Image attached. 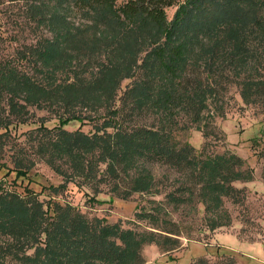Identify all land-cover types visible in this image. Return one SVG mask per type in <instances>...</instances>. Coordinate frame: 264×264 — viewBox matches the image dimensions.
Here are the masks:
<instances>
[{
  "label": "trees",
  "instance_id": "16d2710c",
  "mask_svg": "<svg viewBox=\"0 0 264 264\" xmlns=\"http://www.w3.org/2000/svg\"><path fill=\"white\" fill-rule=\"evenodd\" d=\"M23 9L32 40L8 50L15 37L0 28V166L21 178L40 160L60 179L43 184L42 197L0 181V264H141L146 243L162 252L180 245L166 203L199 204L208 230L228 224L223 201H243L245 187L233 181L250 180V168L233 151L197 150L172 130L216 132L229 81L244 103L264 107V0H24ZM151 162L177 174L161 190ZM69 184L95 202L101 191L109 200L162 198L133 212L145 222L138 228L87 215L68 199Z\"/></svg>",
  "mask_w": 264,
  "mask_h": 264
},
{
  "label": "rangeland",
  "instance_id": "374dc122",
  "mask_svg": "<svg viewBox=\"0 0 264 264\" xmlns=\"http://www.w3.org/2000/svg\"><path fill=\"white\" fill-rule=\"evenodd\" d=\"M23 3L24 0H0V28L5 34L15 37V40L4 42L8 50L20 42L32 40L33 37L32 24L25 16ZM170 10L171 8H168L166 13L169 14ZM71 15L75 20L78 19L76 12ZM260 74L264 77V52ZM218 101L222 105L223 114L213 118L216 132L204 138L193 124L186 128H174L172 132L176 139L187 140L197 150H229L241 156L245 165L250 168L252 176L250 180H235L233 184L245 187V197L242 202L224 199L223 205L230 215V221L213 230L206 229L200 216L199 204L196 211L194 206L189 204L175 207L166 203L165 217L178 221L181 230L180 245L168 252H162L154 243H146L142 247L144 261L141 264H176V261L186 264L185 261L191 255H204L202 260L192 261L191 264H264V164L260 155V150H264V107L255 103H244L231 81L221 90ZM34 113L45 114L39 109H35ZM48 118L45 123L50 125L54 119ZM33 125L34 123L29 122L16 126L8 139L9 142L22 141L23 136L19 133ZM65 125L74 127L77 122L71 120ZM81 127L87 129L88 124L83 123ZM8 145L2 150V160L10 153ZM147 166L156 180L157 189L160 190L177 175L158 162L147 163ZM59 179L60 177L40 160L35 161L32 168L21 178L13 176L11 170L0 166L2 185L18 190L31 187L35 191L40 190L36 193L38 197L46 196L43 184L56 183ZM69 185L72 193L68 199L87 215H101L109 222L118 220L125 226L137 225L138 228L143 227L145 222L136 219L133 212L141 207H148L151 204L148 201L150 198H162L159 191L133 193L126 199L112 197L109 200L107 193L101 191L96 197L102 200L95 202L85 199L81 191H73L75 186ZM219 252L231 254L232 260L216 257L221 254Z\"/></svg>",
  "mask_w": 264,
  "mask_h": 264
}]
</instances>
